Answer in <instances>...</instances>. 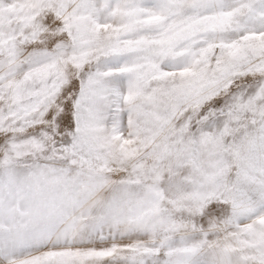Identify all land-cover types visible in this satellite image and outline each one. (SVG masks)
I'll use <instances>...</instances> for the list:
<instances>
[{
  "label": "snow or ice",
  "instance_id": "1",
  "mask_svg": "<svg viewBox=\"0 0 264 264\" xmlns=\"http://www.w3.org/2000/svg\"><path fill=\"white\" fill-rule=\"evenodd\" d=\"M0 264H264V0H0Z\"/></svg>",
  "mask_w": 264,
  "mask_h": 264
}]
</instances>
